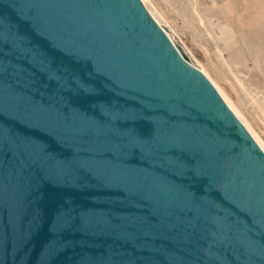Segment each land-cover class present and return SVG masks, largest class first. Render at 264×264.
I'll list each match as a JSON object with an SVG mask.
<instances>
[{
    "label": "water",
    "instance_id": "95a60500",
    "mask_svg": "<svg viewBox=\"0 0 264 264\" xmlns=\"http://www.w3.org/2000/svg\"><path fill=\"white\" fill-rule=\"evenodd\" d=\"M0 264H264V151L141 0H0Z\"/></svg>",
    "mask_w": 264,
    "mask_h": 264
},
{
    "label": "rangeland",
    "instance_id": "374dc122",
    "mask_svg": "<svg viewBox=\"0 0 264 264\" xmlns=\"http://www.w3.org/2000/svg\"><path fill=\"white\" fill-rule=\"evenodd\" d=\"M264 151V0H141Z\"/></svg>",
    "mask_w": 264,
    "mask_h": 264
},
{
    "label": "bare ground",
    "instance_id": "6f19581e",
    "mask_svg": "<svg viewBox=\"0 0 264 264\" xmlns=\"http://www.w3.org/2000/svg\"><path fill=\"white\" fill-rule=\"evenodd\" d=\"M170 37V36H169Z\"/></svg>",
    "mask_w": 264,
    "mask_h": 264
}]
</instances>
